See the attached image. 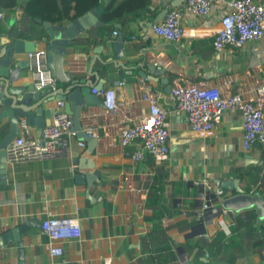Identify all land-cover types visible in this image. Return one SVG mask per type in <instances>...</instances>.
<instances>
[{"label": "crops", "instance_id": "1", "mask_svg": "<svg viewBox=\"0 0 264 264\" xmlns=\"http://www.w3.org/2000/svg\"><path fill=\"white\" fill-rule=\"evenodd\" d=\"M19 1L16 13L21 12L20 7L26 0ZM125 1L118 0L112 12ZM174 1L151 0L148 10L136 17L128 16L122 22L104 23L105 8H102L97 12V19L103 25L93 26L71 40L65 58V69L70 76L77 81L96 82V77L88 76L91 62L95 60L93 72L105 80L104 89L115 87L119 81L129 84L116 87L117 99L127 106L113 118L104 113L103 107H83L82 127L91 128L92 137L98 138L93 151L87 142L84 148H79L76 142L81 140L75 136L71 159L8 163L5 174L0 170V236L23 224L37 222L25 235V247L21 251L15 243L0 247V264H147L142 241L152 229L148 218L153 210L147 209V202L157 167L170 171L162 192L164 206L177 208L189 202L201 207L198 198L203 194V187L216 193L215 202L220 203L223 194L230 197L234 193L222 191L218 182L226 183L231 177L237 179L238 171L247 172L251 167L260 166L261 148L258 145L250 151L243 148V126L238 112H227L222 123L210 133L190 131L186 114L174 110L170 89L174 80L202 87L218 86L224 94L242 91L253 104H263L264 99L258 98L257 91L264 83V38L249 42L241 49L215 50L214 38L206 32L219 28L225 10L224 5H215L207 18L190 14L185 17L184 28L197 30L198 34L180 42H166L152 33V27L163 5L173 7ZM16 20L8 14L0 22L11 33ZM70 21L50 25L58 28ZM115 30L123 34L127 52L117 65L106 63L114 54ZM42 34L44 38V26ZM132 36L135 40L130 41ZM42 40L37 42L39 46L44 43ZM26 55L19 60H25ZM19 75L27 76V80L21 78L19 85L32 84L29 69ZM148 92L169 113L171 151L165 159L147 158L135 163L130 150L120 145L119 133L129 123L128 119L148 113V104L142 100V95ZM43 93L48 96L53 91ZM57 101L46 107L44 117L51 118ZM2 124L0 140L9 131L8 119ZM50 215L80 220L81 238L66 243L62 256L51 255L52 246L40 227ZM229 215L223 212L221 219H217L218 224L205 226L206 232L211 235L219 227L228 233L225 227L231 221ZM181 216L163 219V228L169 236L176 234ZM263 227L264 223L257 225V231L247 237L246 255L239 264H264ZM174 238L177 244L182 242L181 236ZM181 250L178 247L177 251L184 256Z\"/></svg>", "mask_w": 264, "mask_h": 264}, {"label": "built area", "instance_id": "2", "mask_svg": "<svg viewBox=\"0 0 264 264\" xmlns=\"http://www.w3.org/2000/svg\"><path fill=\"white\" fill-rule=\"evenodd\" d=\"M215 5L225 6L219 28L214 32H206L214 38L215 50L241 49L249 42H258L264 38V0H185L179 7L168 6L167 14L152 27V33L172 43L195 36L197 30L184 28L185 17L190 14L207 18ZM6 17L5 12H0V20L4 21ZM113 35L117 37L119 32L115 30ZM133 40L135 36L130 38V41ZM26 59L34 89L40 92L56 91L58 80L48 67L47 53L38 50L28 53ZM126 85L129 86L126 81H119L115 87L92 91L102 99L103 111L107 116L116 117L126 109V103L119 101L116 93V87ZM257 95L259 99H264V83L258 88ZM170 96L174 110L186 114L190 131L210 133L222 123L227 112L235 111L240 114L243 126L244 150L250 151L255 145L264 147V103L253 104L242 91L224 94L218 86L202 87L197 83L182 84L180 80H174ZM142 100L148 104V113L137 119H128L129 123L119 133L120 145L130 150L135 163L147 158L165 159L171 151L173 139L167 124L168 111L150 92L143 94ZM65 106L64 101L56 102L50 118L51 124L42 129L40 136L36 135L27 119H22L19 123V136L7 148L8 163H44L71 159L72 139L76 133L73 131V118L65 112ZM85 131L92 136L91 128ZM76 144L84 148L86 143L81 140ZM198 201L201 202V210L197 216L204 228L214 222L218 224L215 216L219 211L213 203L214 198L203 193ZM41 230L52 246L50 253L53 257L63 255L66 243L81 238L79 218L50 215L42 222ZM205 258H208V254Z\"/></svg>", "mask_w": 264, "mask_h": 264}, {"label": "water", "instance_id": "3", "mask_svg": "<svg viewBox=\"0 0 264 264\" xmlns=\"http://www.w3.org/2000/svg\"><path fill=\"white\" fill-rule=\"evenodd\" d=\"M185 0H175L173 7H179ZM167 4L163 5V11L157 16V23L167 14ZM97 10H92L76 20H72L58 28H52L49 23H43L46 35L38 41H25L20 39L12 31L7 33L0 29V126L8 119L9 131L0 140V170L5 174L8 164V146L20 134L19 123L22 119H27L29 125L36 130V135L40 136L42 129L51 124V119L44 117V110L54 101H64L66 103L65 112L73 118V131L76 136L89 144L90 151L96 148L98 138H93L86 134L80 122V116L84 106L103 107L101 98L92 93L93 90L100 91L104 88L105 80L100 79L96 72H93L95 60L91 62L88 76L96 77V82L91 80H74L65 69V58L71 40L75 39L80 33L85 32L93 26H102L98 22ZM41 23V21H39ZM120 28L119 26H116ZM40 40V41H41ZM125 38L122 33L113 42V56L106 60V63L113 62L118 64L126 57ZM42 48L47 53L48 67L58 84L61 85L55 92L45 96L43 92L36 91L32 84L19 85L21 78L27 80V76L19 73L29 69L28 60H19L28 53L36 52ZM98 56H95L97 59ZM105 63V62H104ZM18 84V85H17ZM1 128V127H0ZM256 163V162H255ZM263 168L264 161L258 162ZM218 188L222 191L234 193L229 198L220 202L218 211L220 213H233L238 215L242 212L254 210L257 214V225L264 223V195L260 191L246 194L239 179L230 178L226 183L218 182ZM203 193L206 191L202 188ZM213 198H217L216 193H211ZM42 223H40L41 227ZM37 222L23 224L10 232L0 236V247L9 246L15 243L20 251L25 247L24 238L30 229L35 228ZM228 231V228L225 227ZM205 228L201 221L197 226L186 234V238L202 236ZM183 253L184 251L181 250ZM203 262H209L207 258Z\"/></svg>", "mask_w": 264, "mask_h": 264}, {"label": "trees", "instance_id": "4", "mask_svg": "<svg viewBox=\"0 0 264 264\" xmlns=\"http://www.w3.org/2000/svg\"><path fill=\"white\" fill-rule=\"evenodd\" d=\"M118 0H26L19 13V0H0V12L6 16L15 17L17 24L12 32L25 41H40L43 37V23L57 24L65 20H76L92 10L104 9L102 16L104 23L126 20L128 16H138L148 10L151 0H126L124 4L112 12ZM41 21V23L39 22ZM0 29L7 30L0 22ZM146 70V69H145ZM262 151L264 161V147L258 145ZM157 175L149 188L147 209L153 210L148 218L152 222V229L148 236L143 238L142 246L146 254L147 264H239L246 255L247 237L257 231V214L254 210L242 212L238 215L228 213L231 221L229 232L217 228L209 237L207 232L202 236L183 238L199 223L197 212L201 207L195 202H189L184 207L172 208L164 206L162 192L166 187L170 171L163 166L156 168ZM235 178L241 180L246 194L260 191L264 195V173L261 166L251 167L247 172L238 171ZM224 199L229 198L226 193ZM213 203L218 206L220 203ZM184 208V216L183 215ZM177 232L174 236H181L182 242L177 244L174 236H169L163 228V219L179 217ZM223 213L218 212L215 219H221ZM264 230V227H263ZM264 236V232H263ZM181 247L184 256L177 251ZM208 254L209 262H203ZM186 261V262H184Z\"/></svg>", "mask_w": 264, "mask_h": 264}, {"label": "bare ground", "instance_id": "5", "mask_svg": "<svg viewBox=\"0 0 264 264\" xmlns=\"http://www.w3.org/2000/svg\"><path fill=\"white\" fill-rule=\"evenodd\" d=\"M204 194H205V195H207V196H208V195H211V194H210V193H208L207 191H206V193H204Z\"/></svg>", "mask_w": 264, "mask_h": 264}, {"label": "clouds", "instance_id": "6", "mask_svg": "<svg viewBox=\"0 0 264 264\" xmlns=\"http://www.w3.org/2000/svg\"><path fill=\"white\" fill-rule=\"evenodd\" d=\"M219 206H220V205H219ZM218 208H219V207H218ZM218 208H217V209H218ZM224 213H226V212H224Z\"/></svg>", "mask_w": 264, "mask_h": 264}]
</instances>
